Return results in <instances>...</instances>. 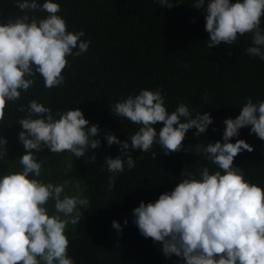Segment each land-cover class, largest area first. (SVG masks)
Instances as JSON below:
<instances>
[{"label":"clouds","instance_id":"1","mask_svg":"<svg viewBox=\"0 0 264 264\" xmlns=\"http://www.w3.org/2000/svg\"><path fill=\"white\" fill-rule=\"evenodd\" d=\"M158 2L166 8L175 5L170 0ZM17 6L23 16L0 22V122L8 104L35 85L37 74L47 89L62 85L63 70L69 66L67 58L86 53L91 43L82 39L83 30H68L56 0H44L43 4L17 0ZM194 7L206 8L209 48L222 42L233 45L238 36L251 33L252 43L245 51L264 60V0H195ZM36 11L47 15H29ZM17 111L25 113L18 123V140L25 151L19 157V169L0 176V264H75L68 254L66 230L70 224H78L80 209H87L90 201L83 196L78 181L74 184L77 191L70 194L65 188L71 178L57 184L40 179L43 165L37 154L48 149L52 154L69 152L76 158L84 157L89 148L101 146L97 138L100 127L96 123L89 126L79 107L54 114L33 99L27 108L19 105ZM111 113L140 127L129 136L130 143L111 132L104 133L108 146L117 144L121 153L104 158L112 174L109 190L125 164L128 169L135 167L130 151L147 153L155 144L165 154L180 152L189 129L195 128L198 137L213 124L208 112L193 117L183 102L169 114L159 89L129 94L114 104ZM158 123L163 125L159 131L154 127ZM223 123L222 141L196 145V154H202L218 170L205 166L197 175L183 169L172 190L162 192L154 201H141L132 210L133 222L143 237L162 246L166 257L174 255L184 264H264V186L246 179L243 169L234 164L235 157L245 150L252 152L253 146L245 139L232 142L247 126L264 141V100L254 103L247 98L239 115ZM6 146L7 139L0 136V159L7 154ZM89 158L96 160L95 154ZM49 201L54 202L51 211ZM112 227L118 234L122 231L116 220Z\"/></svg>","mask_w":264,"mask_h":264},{"label":"trees","instance_id":"2","mask_svg":"<svg viewBox=\"0 0 264 264\" xmlns=\"http://www.w3.org/2000/svg\"><path fill=\"white\" fill-rule=\"evenodd\" d=\"M43 2L37 0L39 4ZM56 2L61 6L58 14L66 20L68 30L85 32L82 39L91 41L89 49L79 57L67 58L65 80L58 87L45 88L37 74L35 85L22 92L18 101L8 104L5 118L0 122V136L9 144L11 133L21 131L18 123L25 113L17 111V107L27 108L33 99L50 107L54 114L79 107L89 126L99 125L97 138L101 146L89 148L81 158L70 153L72 167L68 173L60 172L56 179L51 178L56 183H62L65 178L78 181L83 196L90 201L87 209H80L82 218L72 227L69 256L75 264H184L174 255L166 257L159 243L140 234L132 210L141 201H154L162 192L172 190L182 178L183 169L197 175L205 166L210 171L218 170L202 154H196V145L222 141L223 121L238 116L247 98L254 103L264 100V60L245 51L251 46L252 34L238 36L233 45L222 42L209 48L206 8L194 7L195 0H170L175 4L170 8L159 5L158 0ZM24 14L17 0H0V22ZM29 15L44 18L47 14L36 11ZM141 89H159L169 114L183 102L193 117L208 112L213 124L198 137L194 135L195 128L189 129L180 152L165 154L155 144L147 153L130 151L135 167L128 169L125 164L124 172L116 175L115 185L109 190L108 178L112 174L107 171L104 158H115L121 153L117 144L108 146L104 133L111 132L130 143L129 136L140 127L112 114L111 109L121 98L138 94ZM162 126V123L154 125L157 131ZM250 128H242L232 142L245 139L254 150L241 152L234 164L243 169L246 179L264 186V141L251 134ZM24 151L12 152L20 157ZM152 152L157 155L153 157ZM93 154L95 161L89 158ZM6 156L0 159V176L10 170ZM48 168L43 166L41 172L47 174ZM113 220L122 226L119 234L112 227Z\"/></svg>","mask_w":264,"mask_h":264},{"label":"rangeland","instance_id":"3","mask_svg":"<svg viewBox=\"0 0 264 264\" xmlns=\"http://www.w3.org/2000/svg\"><path fill=\"white\" fill-rule=\"evenodd\" d=\"M12 141L7 144V156L5 158V162L7 165H10V170H15L19 169L20 165L18 164V158L19 154L12 152V151H18L20 149H24L23 145L20 141H18V133L12 132L11 133ZM13 144V145H12ZM12 146V148H11ZM12 150V151H11ZM38 159H43L45 162L42 161L43 166H49L47 169V174H43L41 172V177L40 179L44 180L45 182H52L54 184H57L54 180L52 181L51 178L56 179V176L59 175L57 173L60 172H65L68 173L66 170L67 166L70 165V153L69 152H64L60 154H52L50 150L44 149L42 152L37 154ZM15 165V166H14ZM43 166H42V171H43ZM76 182L71 178L70 184L65 188L66 192L75 193L77 190L74 187V184ZM53 201H49L48 203V208L51 211L53 209ZM73 225H69L67 230H66V235L70 239V237L73 236V230H72Z\"/></svg>","mask_w":264,"mask_h":264}]
</instances>
